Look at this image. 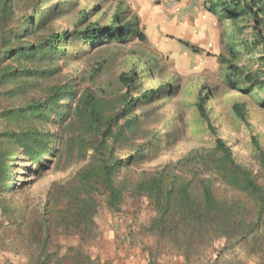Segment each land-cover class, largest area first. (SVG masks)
I'll return each mask as SVG.
<instances>
[{
	"label": "trees",
	"instance_id": "1",
	"mask_svg": "<svg viewBox=\"0 0 264 264\" xmlns=\"http://www.w3.org/2000/svg\"><path fill=\"white\" fill-rule=\"evenodd\" d=\"M122 4L0 0V212L10 216L17 234L26 229L39 235L36 264L52 257L48 244L58 231L91 235L96 197L118 213L127 194L147 199L155 212L153 231L171 239L186 262L192 251L224 239L229 246L254 247L264 264V183L215 134L207 93L197 95L195 107L215 138L213 147L152 171L143 168L162 151L149 128L150 107L171 98L172 90L163 93L160 85L141 91L143 74L153 68L139 59L115 83L107 82L113 49L146 41L138 16ZM205 9L221 22L249 20L264 67V0H213ZM228 53L232 62L242 55L233 45ZM226 62L229 89L254 95L264 106V70L246 72ZM232 112L247 124L244 105L233 104ZM252 142L264 166V153ZM73 165L80 166L65 182L50 184L41 207L16 208L14 196L28 179Z\"/></svg>",
	"mask_w": 264,
	"mask_h": 264
},
{
	"label": "rangeland",
	"instance_id": "2",
	"mask_svg": "<svg viewBox=\"0 0 264 264\" xmlns=\"http://www.w3.org/2000/svg\"><path fill=\"white\" fill-rule=\"evenodd\" d=\"M120 1L123 8L138 16L146 41H132L113 49L106 65L107 82L115 83L117 76L128 72L133 64L138 65L139 59L153 68L150 74H143L141 91L160 85L163 93L172 90L171 98L165 97L150 107L149 128L158 137L162 151L143 168L152 171L190 151L213 147L215 138L198 118L195 107L197 95L207 93L205 107L215 134L230 147L234 159L250 168L258 182L264 183V166L252 142L255 140L264 153V106L258 97L229 89L225 83L228 65L225 60L242 66L246 72L264 70L258 61L259 48L253 45L256 32L252 23L245 18L235 24L221 22L201 11L188 18L178 15L179 25L186 27L176 34L173 16L167 15L164 27L159 24L164 14L155 12V8L143 10L136 5L137 0ZM182 42L200 49V53L192 52ZM231 45L242 54L235 62L228 53ZM149 76L155 77L148 79ZM233 104L244 105L247 124L233 114ZM79 166L50 169L38 179H28L31 180L28 185L14 196L16 208L22 209L26 204L28 211L41 207L50 184L65 182ZM225 195L230 196L228 192ZM96 203L95 229L91 235L80 237L58 231L48 244L52 257L44 264H259L254 247L244 244L230 247L224 239H215L198 253L192 251L186 262L171 239L159 237L153 231L155 212L145 197L125 195L118 213L111 212L101 198L96 197ZM38 236L26 229L17 234L10 216L0 212V264H36Z\"/></svg>",
	"mask_w": 264,
	"mask_h": 264
},
{
	"label": "crops",
	"instance_id": "3",
	"mask_svg": "<svg viewBox=\"0 0 264 264\" xmlns=\"http://www.w3.org/2000/svg\"><path fill=\"white\" fill-rule=\"evenodd\" d=\"M211 1L213 0H137L136 5H138V7L142 6L143 10L146 7H148V9L153 7L155 8V12L164 14L163 21L159 23L164 27L167 23V20H165L167 15L173 16L172 23H174L173 26L176 27L175 33L178 34L186 27V25L182 23L179 25L178 15L188 18L190 15L201 11L206 13L205 8L209 6Z\"/></svg>",
	"mask_w": 264,
	"mask_h": 264
}]
</instances>
